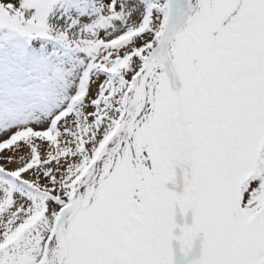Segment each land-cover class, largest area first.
Segmentation results:
<instances>
[{"label":"snow or ice","instance_id":"1","mask_svg":"<svg viewBox=\"0 0 264 264\" xmlns=\"http://www.w3.org/2000/svg\"><path fill=\"white\" fill-rule=\"evenodd\" d=\"M0 264H264V0H0Z\"/></svg>","mask_w":264,"mask_h":264}]
</instances>
